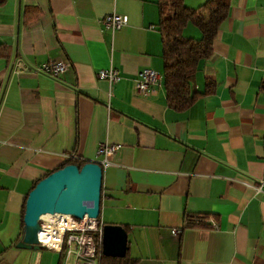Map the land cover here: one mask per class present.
<instances>
[{
  "label": "crops",
  "instance_id": "0c3cea01",
  "mask_svg": "<svg viewBox=\"0 0 264 264\" xmlns=\"http://www.w3.org/2000/svg\"><path fill=\"white\" fill-rule=\"evenodd\" d=\"M156 0H6L0 5V264H57L48 248H18L25 197L69 158L99 161L98 143L120 144L102 167L103 224L129 227L137 264H264V0H229L201 61L185 110L166 105ZM196 8L205 0H183ZM36 5L39 19L22 23ZM115 12L119 30L101 26ZM183 35L200 38L187 24ZM47 60L70 61L57 77L15 73ZM115 67L121 79L96 78ZM161 75L145 95L139 71ZM264 185V184H263ZM194 213L217 227L185 226ZM206 224V223H205ZM209 225V220L207 221ZM172 228H181L178 235ZM102 253V252H101Z\"/></svg>",
  "mask_w": 264,
  "mask_h": 264
},
{
  "label": "trees",
  "instance_id": "16d2710c",
  "mask_svg": "<svg viewBox=\"0 0 264 264\" xmlns=\"http://www.w3.org/2000/svg\"><path fill=\"white\" fill-rule=\"evenodd\" d=\"M5 1L0 0V5ZM155 3L158 11L156 29L160 35L162 48V76L166 105L174 110H185L192 105L198 95L214 91L213 82L203 92L193 90V79L201 61L211 55L212 43L219 26L227 15L229 0H205L196 8L186 6L183 0H156ZM40 16L41 9L38 6L28 5L23 9L22 23L27 26L37 21ZM189 23L199 29L201 32L200 38L196 39L183 35V29ZM9 54L10 49L5 45H0V58H6ZM84 163L85 161L82 159L69 158L56 169L68 164L82 166ZM54 170L48 171L44 177ZM23 214L24 210L22 217ZM212 217L209 214L194 213L187 217L185 226H209L207 221ZM123 227L128 232L129 227L126 225H123ZM62 256V254L59 255L57 264H61ZM137 263L138 259L130 256L129 248L122 257L101 254L99 261V264Z\"/></svg>",
  "mask_w": 264,
  "mask_h": 264
},
{
  "label": "built area",
  "instance_id": "2783aa9c",
  "mask_svg": "<svg viewBox=\"0 0 264 264\" xmlns=\"http://www.w3.org/2000/svg\"><path fill=\"white\" fill-rule=\"evenodd\" d=\"M128 21V17L115 12L105 14L100 24L103 28L116 31L121 29ZM70 61L47 60L36 65L29 66L24 61H17L14 65L15 73L47 74L57 77L69 67ZM96 78L106 80L111 84L121 79L120 72L115 67L100 69L96 72ZM161 75L150 68H144L138 73L136 79V92L145 95L153 87L159 84ZM120 144L103 141L98 143L96 153L101 157L98 161L101 167H107L112 157L117 153ZM264 182L253 188L257 193H264ZM37 243L59 254H62L61 264H99L101 257V243L103 222L100 217H89L84 214L82 218H76L72 214L53 213L46 217H40ZM209 226L216 229L215 220H209ZM181 228H172V233L178 235Z\"/></svg>",
  "mask_w": 264,
  "mask_h": 264
},
{
  "label": "water",
  "instance_id": "95a60500",
  "mask_svg": "<svg viewBox=\"0 0 264 264\" xmlns=\"http://www.w3.org/2000/svg\"><path fill=\"white\" fill-rule=\"evenodd\" d=\"M102 175L99 162L87 160L82 166L68 164L39 179L27 194L22 217L23 236L16 247H42L37 243V232L43 214L66 213L76 218L84 214L99 216ZM127 241V231L122 225L104 224L102 255L124 256Z\"/></svg>",
  "mask_w": 264,
  "mask_h": 264
},
{
  "label": "rangeland",
  "instance_id": "374dc122",
  "mask_svg": "<svg viewBox=\"0 0 264 264\" xmlns=\"http://www.w3.org/2000/svg\"><path fill=\"white\" fill-rule=\"evenodd\" d=\"M110 208H108L107 205H104L103 203H101V206H100V212H99V217L103 220V221H106V215H107V212ZM107 222V221H106ZM97 264V263H96Z\"/></svg>",
  "mask_w": 264,
  "mask_h": 264
},
{
  "label": "bare ground",
  "instance_id": "6f19581e",
  "mask_svg": "<svg viewBox=\"0 0 264 264\" xmlns=\"http://www.w3.org/2000/svg\"><path fill=\"white\" fill-rule=\"evenodd\" d=\"M48 214L46 213V214H43L41 217H46Z\"/></svg>",
  "mask_w": 264,
  "mask_h": 264
}]
</instances>
